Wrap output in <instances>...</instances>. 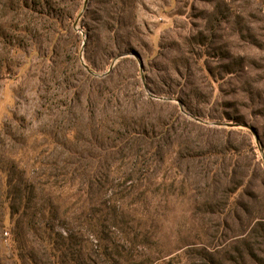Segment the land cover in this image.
<instances>
[{"label": "rangeland", "instance_id": "1", "mask_svg": "<svg viewBox=\"0 0 264 264\" xmlns=\"http://www.w3.org/2000/svg\"><path fill=\"white\" fill-rule=\"evenodd\" d=\"M0 264H264V0H0Z\"/></svg>", "mask_w": 264, "mask_h": 264}]
</instances>
